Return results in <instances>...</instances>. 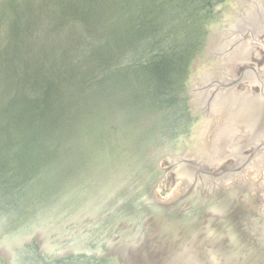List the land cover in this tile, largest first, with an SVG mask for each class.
<instances>
[{"label":"water","instance_id":"obj_1","mask_svg":"<svg viewBox=\"0 0 264 264\" xmlns=\"http://www.w3.org/2000/svg\"><path fill=\"white\" fill-rule=\"evenodd\" d=\"M0 264H264V0H0Z\"/></svg>","mask_w":264,"mask_h":264}]
</instances>
